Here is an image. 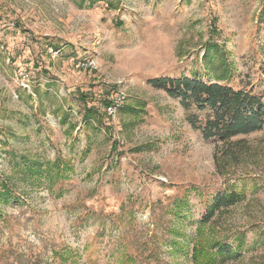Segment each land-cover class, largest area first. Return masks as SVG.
<instances>
[{
    "label": "rangeland",
    "instance_id": "obj_1",
    "mask_svg": "<svg viewBox=\"0 0 264 264\" xmlns=\"http://www.w3.org/2000/svg\"><path fill=\"white\" fill-rule=\"evenodd\" d=\"M113 2L0 0V179L18 199L0 197V264H192L198 220L229 191L243 199L216 213V236L243 231L229 263L264 264V127L232 139L235 160L198 129L211 109L149 83L215 82L213 34L232 64L221 82L264 99V0ZM23 159L62 175L28 176Z\"/></svg>",
    "mask_w": 264,
    "mask_h": 264
},
{
    "label": "trees",
    "instance_id": "obj_2",
    "mask_svg": "<svg viewBox=\"0 0 264 264\" xmlns=\"http://www.w3.org/2000/svg\"><path fill=\"white\" fill-rule=\"evenodd\" d=\"M99 1H106L108 7L114 5L113 0H75L79 7H91ZM212 31H216L215 26H212ZM212 36L213 34H211L210 41L206 43L203 62L205 68L216 80L215 82H204L188 77H161L151 79L149 83L157 89L165 90L172 97L180 98L181 104L186 108L196 105L200 110L211 109L212 113L207 117L204 125L199 126L198 129L202 130L205 139L214 138L223 142L225 151L222 152L225 156L237 160L243 149V140L232 141V139L263 129L264 99L262 96L251 94L246 90H236L221 82L231 78L232 64L225 48ZM86 112L87 121L100 118V113L95 107L87 108ZM23 162L24 164L19 167L28 176L39 175L43 172L50 173L54 170L57 171L58 176L62 175L59 163L44 164L29 159H23ZM0 185L2 199L12 197L18 200L14 197L13 187L7 179L5 181L3 179ZM242 199V194L236 191L220 192L213 198L206 212L198 220L196 232L191 240L192 244L188 245V250L185 252L190 255L192 264H230V261L242 257L240 239L245 235L243 231L235 233V237L239 240L236 245L228 242L224 237L216 236V233H219L216 228L219 225L216 213L220 215ZM183 203V201H175L177 216L181 215L179 210ZM174 243L177 242L174 241ZM178 248L185 250L183 246Z\"/></svg>",
    "mask_w": 264,
    "mask_h": 264
},
{
    "label": "built area",
    "instance_id": "obj_3",
    "mask_svg": "<svg viewBox=\"0 0 264 264\" xmlns=\"http://www.w3.org/2000/svg\"><path fill=\"white\" fill-rule=\"evenodd\" d=\"M124 94L123 92H119V94L113 99L107 106V110L109 113L114 114L122 105L124 101Z\"/></svg>",
    "mask_w": 264,
    "mask_h": 264
}]
</instances>
